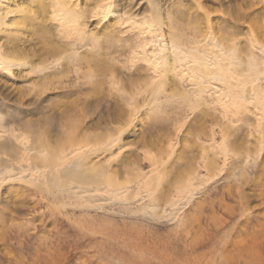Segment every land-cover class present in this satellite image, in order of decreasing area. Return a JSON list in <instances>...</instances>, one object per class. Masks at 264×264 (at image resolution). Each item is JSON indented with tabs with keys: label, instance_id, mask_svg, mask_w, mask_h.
<instances>
[{
	"label": "bare ground",
	"instance_id": "6f19581e",
	"mask_svg": "<svg viewBox=\"0 0 264 264\" xmlns=\"http://www.w3.org/2000/svg\"><path fill=\"white\" fill-rule=\"evenodd\" d=\"M169 1L0 0V99L8 110L29 111L17 118L0 112V202L6 216L12 206L39 208L37 197L90 203L107 202L108 190L140 191L149 178L143 173L135 176L134 186L120 187L125 176L119 166L137 169L118 148L142 115L167 107L187 112L176 131L183 141L200 146L211 119L208 98L222 112H230V103L241 105L237 112L255 119L250 141L264 158V24L256 17L264 1L244 0L247 11L240 14L232 0H188L196 11L188 36L171 22ZM214 1L222 10L211 6ZM220 13L247 23L248 53L237 40L223 37ZM73 77L108 81L115 102L99 95L85 102L56 100ZM44 98H55L56 104L44 111ZM196 111L201 118L192 117ZM112 116L121 122L113 125ZM103 117L109 118L105 133L98 134ZM211 131L204 136L215 141ZM86 133L90 143L81 142ZM109 155L117 161L104 167Z\"/></svg>",
	"mask_w": 264,
	"mask_h": 264
},
{
	"label": "rangeland",
	"instance_id": "374dc122",
	"mask_svg": "<svg viewBox=\"0 0 264 264\" xmlns=\"http://www.w3.org/2000/svg\"><path fill=\"white\" fill-rule=\"evenodd\" d=\"M232 2L240 14L247 11L246 1ZM211 6L223 7L216 1ZM257 9L256 17L264 24V4ZM220 14L223 37L237 40L248 53L252 37L247 23ZM168 15L181 33L191 35L196 11L188 0H170ZM65 85L56 100L85 102L99 95L105 102H115L108 81L78 82L73 77ZM207 102L211 119L201 131L200 146L178 135L176 128L184 125L187 112H176L177 106L142 115L136 131L122 139L118 149L134 159L137 170L119 166L125 176L120 187L134 186L135 176L143 173L149 178L140 191L108 190L103 193L107 202L90 203H53L37 197L42 205L30 211L10 202L7 215L14 222L8 221L0 202V264H264V158L249 136L255 119L249 112H237L241 105L230 103V112H222L215 99ZM54 104L55 98L41 101L47 105L44 111ZM4 106L0 99V112H10L13 118L29 112ZM199 112H192V117L201 118ZM119 118L112 116L113 125L121 122ZM108 119L102 118L96 133H105ZM212 129L215 141L204 136H211ZM91 138L86 133L81 142L90 143ZM193 150L195 157L189 155ZM116 157L109 155L102 165L108 167Z\"/></svg>",
	"mask_w": 264,
	"mask_h": 264
}]
</instances>
